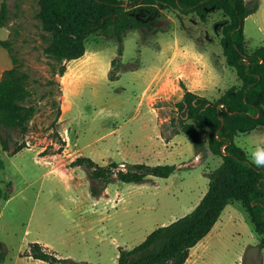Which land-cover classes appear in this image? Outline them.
Instances as JSON below:
<instances>
[{
    "label": "rangeland",
    "instance_id": "1",
    "mask_svg": "<svg viewBox=\"0 0 264 264\" xmlns=\"http://www.w3.org/2000/svg\"><path fill=\"white\" fill-rule=\"evenodd\" d=\"M247 1L258 2L244 22L251 53L264 46V0ZM39 12L40 0H6L0 26V41L9 42L8 49L0 44V69L28 74L25 104L36 107L25 134L0 127L8 146L0 144V264H48L27 256L35 242L76 262L117 264L120 249L191 212L221 163L209 152L195 158L191 140L173 133L184 88L215 100L241 85L222 54L225 17L212 11L202 21L165 9L150 27L125 33L121 55L108 29L88 37L80 59L58 62L45 52L52 36ZM234 141L252 162L255 153L264 163V129ZM20 145L26 147L14 153ZM79 156L101 166L177 168L142 183L113 179L93 196L91 186L103 184L89 179L88 167L70 166ZM260 238L241 202L231 201L185 264H264Z\"/></svg>",
    "mask_w": 264,
    "mask_h": 264
},
{
    "label": "trees",
    "instance_id": "2",
    "mask_svg": "<svg viewBox=\"0 0 264 264\" xmlns=\"http://www.w3.org/2000/svg\"><path fill=\"white\" fill-rule=\"evenodd\" d=\"M165 9L195 13L202 21L212 11H220V45L225 63L235 71L239 87L228 88L211 100L186 88L176 103L179 129L192 142L195 156L209 152L221 163L209 176L208 189L193 210L150 232L132 249H120L117 264H185L190 250L206 237L231 201H239L248 213L264 248V163L252 162L235 143L239 133L264 129V46L248 53L245 48V19L258 9L257 1L247 0H40L39 17L52 36L45 52L58 62L80 59L89 36L112 29L119 43V55L125 33L133 28L152 25ZM6 0L0 5V26H4ZM0 44L8 49L9 42ZM116 59L112 61L114 63ZM60 68V75L65 73ZM28 74L17 66L5 70L0 78V127L25 134L36 107L25 104L29 98ZM3 151L8 150L0 137ZM26 147L20 145L14 153ZM71 167L85 166L88 177L102 186H91L99 196L116 179L123 183H142L151 177L167 178L175 165L133 163L120 167L113 162L99 165L79 156ZM27 256L48 264H87L62 258L39 243H30Z\"/></svg>",
    "mask_w": 264,
    "mask_h": 264
},
{
    "label": "crops",
    "instance_id": "3",
    "mask_svg": "<svg viewBox=\"0 0 264 264\" xmlns=\"http://www.w3.org/2000/svg\"><path fill=\"white\" fill-rule=\"evenodd\" d=\"M71 61H75V60H71ZM7 69H9V68H1L0 69V77H1V75L3 74V72L5 71V70H7ZM190 91H192V92H194V93H196L194 90H191V89H189ZM196 94H198V95H202V94H199V93H196ZM195 155V154H194ZM199 157V155H197V156H195V158H198ZM211 232V231H210ZM57 255V254H56ZM59 257H61L60 255H58ZM31 259V258H30Z\"/></svg>",
    "mask_w": 264,
    "mask_h": 264
},
{
    "label": "bare ground",
    "instance_id": "4",
    "mask_svg": "<svg viewBox=\"0 0 264 264\" xmlns=\"http://www.w3.org/2000/svg\"><path fill=\"white\" fill-rule=\"evenodd\" d=\"M61 80H62V83H64V85H65L66 87H69V86H70V83L67 82V80H66V76H65L64 78H61ZM65 101H66V100H65ZM195 161H197V160H195Z\"/></svg>",
    "mask_w": 264,
    "mask_h": 264
},
{
    "label": "clouds",
    "instance_id": "5",
    "mask_svg": "<svg viewBox=\"0 0 264 264\" xmlns=\"http://www.w3.org/2000/svg\"><path fill=\"white\" fill-rule=\"evenodd\" d=\"M253 158H254L255 162L259 165L260 163L258 161H260V159L255 153L253 154Z\"/></svg>",
    "mask_w": 264,
    "mask_h": 264
},
{
    "label": "water",
    "instance_id": "6",
    "mask_svg": "<svg viewBox=\"0 0 264 264\" xmlns=\"http://www.w3.org/2000/svg\"><path fill=\"white\" fill-rule=\"evenodd\" d=\"M59 78H61V77H59Z\"/></svg>",
    "mask_w": 264,
    "mask_h": 264
}]
</instances>
